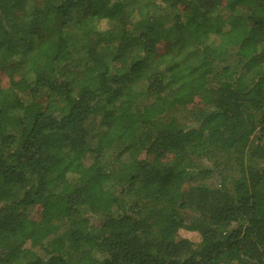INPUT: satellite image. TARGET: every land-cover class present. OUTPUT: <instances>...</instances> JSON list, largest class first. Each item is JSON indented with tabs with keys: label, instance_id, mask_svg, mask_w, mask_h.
Here are the masks:
<instances>
[{
	"label": "trees",
	"instance_id": "16d2710c",
	"mask_svg": "<svg viewBox=\"0 0 264 264\" xmlns=\"http://www.w3.org/2000/svg\"><path fill=\"white\" fill-rule=\"evenodd\" d=\"M0 264H264V0H0Z\"/></svg>",
	"mask_w": 264,
	"mask_h": 264
},
{
	"label": "rangeland",
	"instance_id": "374dc122",
	"mask_svg": "<svg viewBox=\"0 0 264 264\" xmlns=\"http://www.w3.org/2000/svg\"><path fill=\"white\" fill-rule=\"evenodd\" d=\"M70 24H71V27L68 29L72 30L73 32H76L74 22L71 21ZM231 53H233V51H231ZM144 81H145L144 77H140L132 81V85L134 88L139 89L140 85L143 84ZM171 119L176 121L182 127H190L194 124L193 117L181 107H175L171 109L166 114V116L163 118L162 121L164 122V121L171 120ZM247 163L252 166H257V167L262 166V162H258V161H252V162H247ZM203 164L206 166L209 165L207 162H203ZM212 181L213 180H211V182ZM93 226L95 228H98L100 226V221L93 220ZM179 237L185 238L189 240L190 242H192L193 244H198L200 242V235L197 232L183 231L179 234Z\"/></svg>",
	"mask_w": 264,
	"mask_h": 264
}]
</instances>
